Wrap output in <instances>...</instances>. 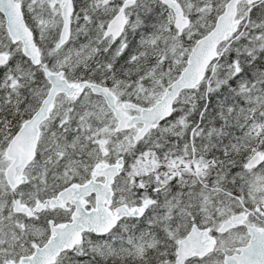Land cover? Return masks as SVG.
Instances as JSON below:
<instances>
[{
    "label": "snow or ice",
    "instance_id": "obj_1",
    "mask_svg": "<svg viewBox=\"0 0 264 264\" xmlns=\"http://www.w3.org/2000/svg\"><path fill=\"white\" fill-rule=\"evenodd\" d=\"M0 264H264V0H0Z\"/></svg>",
    "mask_w": 264,
    "mask_h": 264
}]
</instances>
